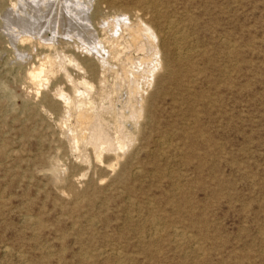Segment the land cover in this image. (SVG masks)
I'll return each mask as SVG.
<instances>
[{
    "label": "rangeland",
    "instance_id": "obj_1",
    "mask_svg": "<svg viewBox=\"0 0 264 264\" xmlns=\"http://www.w3.org/2000/svg\"><path fill=\"white\" fill-rule=\"evenodd\" d=\"M12 1L0 0V264H264V0H58L37 20ZM120 13L154 27L171 74L147 87L152 119L108 172L30 102L23 74L43 54L18 42L29 22L50 37L66 15L59 50L91 46V23Z\"/></svg>",
    "mask_w": 264,
    "mask_h": 264
},
{
    "label": "bare ground",
    "instance_id": "obj_2",
    "mask_svg": "<svg viewBox=\"0 0 264 264\" xmlns=\"http://www.w3.org/2000/svg\"><path fill=\"white\" fill-rule=\"evenodd\" d=\"M10 3L9 9L12 7L16 13L19 12L18 5L23 4L24 11H21L37 20L42 15L52 14L58 0H13ZM70 20L63 15L55 29L69 33ZM31 22L23 29L26 33H20L18 42L19 47L30 54H43L23 74L25 84L35 88V91L30 89L34 91L30 102L51 113L58 112L57 130L67 151L72 154L80 152L83 164L89 165H92V154L104 170L115 172L116 165L136 147L142 131L141 120L152 119L154 104L146 101L147 87L156 83L162 71L171 74L169 63L162 58L158 32L137 13L129 17L120 13L111 19L91 23L90 31L98 38L93 45L68 42L60 51L57 31H52L49 37L46 33H39L42 31L40 27L35 34L32 25L36 24ZM142 72L145 79L139 81L140 88L136 82ZM110 75L114 77L111 82ZM60 83L66 86H60ZM44 85H50V88L46 89ZM56 160L52 161L53 172L59 166ZM124 176L121 172L118 178L121 180Z\"/></svg>",
    "mask_w": 264,
    "mask_h": 264
}]
</instances>
